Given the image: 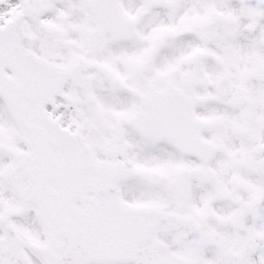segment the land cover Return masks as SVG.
Instances as JSON below:
<instances>
[{
    "label": "snow or ice",
    "instance_id": "6c2138e0",
    "mask_svg": "<svg viewBox=\"0 0 264 264\" xmlns=\"http://www.w3.org/2000/svg\"><path fill=\"white\" fill-rule=\"evenodd\" d=\"M0 264H264V0H0Z\"/></svg>",
    "mask_w": 264,
    "mask_h": 264
}]
</instances>
